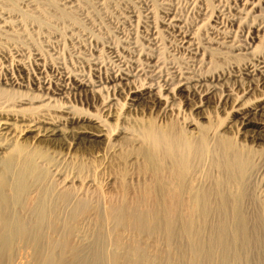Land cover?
<instances>
[{
	"label": "rangeland",
	"instance_id": "1",
	"mask_svg": "<svg viewBox=\"0 0 264 264\" xmlns=\"http://www.w3.org/2000/svg\"><path fill=\"white\" fill-rule=\"evenodd\" d=\"M63 1L64 0H62V2ZM74 1L71 0V2L63 3L64 5H71L73 3L71 7H68L66 5L64 7V5L61 4V0H0V18H6L7 24L9 25L3 28L5 31L3 30L0 32V68L4 70L7 67L6 69H9L10 71L12 70L13 72L16 67L14 65L15 60L16 58H18V60H22L27 65V68L29 67V71H31L33 69L32 67H34L33 62L36 61L34 59H38V62L40 61L42 64H44L47 71L49 72H47L49 75H54V73H56L55 71H64L67 72L68 75H74L73 77L79 78V76H81L83 78H89L88 80H102V78L107 76L108 74L114 73L116 72V70L118 71L123 68L126 69L128 66L126 70L129 69V73L134 76L130 77L133 78L131 80H133V83L135 82L134 84H141L142 82H139L143 81L141 79H144V82H148L151 79L150 82L155 84L157 82V84H161V82H163L162 80L165 78V74L168 78L171 77L174 73V75H177L176 72L178 71L183 72V74L186 75H191V73L192 75H198L200 73L206 74L210 73V71H212V73H219L220 70L226 72V70L229 71V68L231 70L235 66L239 65L241 61L243 62V60H245L244 58L242 59L241 56H233V52H230L231 50L223 49L219 51L220 48H215L218 46L216 44H213L212 42L211 45L213 47V50H210L206 54L204 53L205 56L202 54V58H200V51V54L196 53L195 51V54L194 52L190 54V52L184 49H180L177 36H173L175 33L173 34L170 31L162 30L163 25L160 22L163 16L162 13L169 9V11L174 14V16H176L178 19H181L179 21H181L180 23L183 26V30L185 28V31L188 32L195 31V37L198 35L196 37L198 42L201 40L200 42L202 43H199L201 46H204L205 42L210 36L208 35L210 26H212L214 23L212 19L214 18L216 20H220L221 22L223 21V23H226L228 22V19H226L227 17H230V20L234 18V16H238L236 8L239 6L241 0ZM236 5L238 6L236 7ZM262 5H264V2L260 3L259 7ZM163 8L166 10H163ZM255 14L258 15L253 19L257 23L261 21L260 23L263 26L264 10H260V12L257 11L255 12ZM219 17H222V20ZM153 19L155 20V22ZM254 20L252 21V23L248 21V23L241 24V26L239 27L240 29L235 28L236 31L234 30V40H237L235 38L239 36L240 38H238L241 40V42H243L242 37L244 36H242V34L246 35V32L248 30L254 31V26L256 25ZM197 25L200 26L198 27ZM242 26H244L247 31ZM263 28L264 26L262 27V29ZM6 29L8 32L6 31ZM160 30L161 32H159ZM154 31H158L159 34L155 33V36ZM232 35L234 36V34ZM250 35H254V32ZM11 37L13 40L11 39ZM152 37H155V41L154 39H152ZM247 37L246 39L244 37V42L248 39ZM150 38L153 43H150L151 41L148 42ZM252 40L254 41L253 46L256 45V47H258H255V51L259 52V54L264 52V34L262 36H259L258 39L253 38ZM111 48L114 50H112ZM115 50L118 51V53H116ZM145 51H149L147 53H150L148 55L152 57L154 56L153 59L157 57L155 58L156 61L153 60L152 63L156 64L154 67H159V71H157L158 68H155L156 71H154L153 75H150L151 72L146 71L151 68L146 65L150 60L148 61L147 59H145L148 56ZM210 52L214 53L212 54ZM115 55L118 56V58ZM34 56H37V58H35ZM38 56H41L39 57L40 59L38 58ZM143 61L146 62V64ZM123 62H127L128 65L124 64ZM118 63L121 64L119 65ZM129 65H132L131 68ZM231 65L232 67H230ZM142 66L144 69L147 68L146 70L143 69L144 72H142ZM139 67L142 71H140ZM30 68L32 69L30 70ZM135 69L139 70L137 71ZM174 69H176V71ZM131 70H134L133 73L131 72ZM213 70H216V72H214ZM145 71L149 73L147 74L145 73ZM169 72L172 73L170 74L171 76H168ZM156 75L160 76L161 78H158ZM139 76H141V79L137 78ZM155 78L157 80L159 79L160 81H157ZM0 87V89L6 88L5 86L2 87V84L0 85ZM25 90L28 93L32 89L30 88L29 90L28 88ZM3 91V89L0 90V96H2L5 92V95L3 96L8 97L10 93L7 94V91ZM107 92L108 91L101 90L99 91L101 95L95 94V96H93L94 98L90 96V94L88 95L85 93L89 98L88 101L87 97H85V94H81V92H79L80 94H74L71 91L70 93H66V96L64 95L59 99H56L54 103L57 106L69 104L73 106V110L75 108L76 112L78 111L77 113H79V111L80 113L94 112L96 116L103 117L106 114L104 109L102 110V108L104 107L103 104H107L108 101H110L109 103L115 101L111 100L112 96L115 95L113 97H117V99L119 98L120 100L118 99V102L116 99L118 104H115L116 107L115 105L112 108L110 107L109 110H114L115 108L119 110L118 106H120V111H124L126 106V99L124 100V103H122V100L124 99L123 94L119 93L122 95L119 96L118 93H116V95L115 93L112 94V92L110 91V93ZM30 93L36 94L38 92L34 93L32 90V92L30 91L28 94ZM182 94L183 93H181V95ZM258 94L259 91H256L252 93L251 97ZM105 95H107V98H104ZM62 101H65L66 104H64V102ZM101 101L103 104L101 103ZM88 102L90 104H88ZM182 102L178 103L179 105L176 104L177 107L174 106L176 107V110L173 109L174 112H168L169 116L165 115L164 117L166 119L163 117V120L159 119L157 113H153L152 110V113H146L148 110H145L137 113L138 115L136 114V116H138L137 120H139L140 125L143 126V129L152 130L156 138L165 136L168 139L171 137L172 139L180 140L184 133L190 139H195L199 135L200 130H203L204 132L207 131L206 135L208 136H205L206 138L204 137L202 143V155H200L199 158L191 160L192 162H190L191 167L189 166V171L188 169H186L184 181L186 182L187 180V182H190L185 183L188 186H184L185 184H182L183 187L181 186L178 190H176L174 185H172V182L174 181L173 173L175 171V168L173 167L172 160L165 157V151L162 149V147H158L156 149L154 145L150 147V144L148 142H144L142 144H140V142H137L138 144L135 142L134 144V141L132 140L130 142V140L126 139L127 134H120L117 132V127L120 126L119 122L114 123L115 130L112 129L111 131L113 132V135H110L113 140L111 139L110 142L107 141L108 143L106 142L99 144V142H96V144L95 141H87L85 143L83 142V140H81L82 142L79 141L78 145L76 144V146L74 145L69 149H61L55 147V149L57 148V150H53L54 147L51 146V150L49 146H44V142L41 141L38 144L39 146L31 151L29 160L35 163L37 162L38 164L41 161L44 165L39 164L40 166L38 165V168L35 167L30 172V178L35 179L37 177H40V181L37 183L39 186L38 189L42 193L45 207L48 209L55 207V203L53 204V197L56 195V192L60 191V188H64L62 187L64 179L62 180V182L60 180L64 177L65 174L69 175V177L66 175V178L64 177L66 180H69V183H66L69 189H65L67 193L64 191V194H69L64 200L65 202H62V205L60 204L58 206V211H56L55 213L57 220L53 224L55 226L52 225V229L50 228L51 230H48L47 227L50 225L51 218H47V222L44 221L42 229L40 228V230L33 235L36 238L31 237L33 240L31 239L32 241H29L30 244L29 242H26V245H24L23 247L21 243L16 242L13 247H11L9 250H6L7 252L5 250H0V253L3 254H0V264H44L46 262L44 260H54L55 257H57V255L62 252L61 246L63 245L62 243L65 237H72V240H74L73 247L74 249L77 248V250H74L76 253L74 252V256L72 255L75 259L71 256L73 259L69 258L68 262L64 264H112L111 256L114 252L116 253H114L115 255H118V253L120 252L118 256H121L122 252L124 256H128V252L129 255L134 253V257L138 256L136 260H134L135 258L133 259L131 255V258L128 256L131 260H129L127 256L126 258L121 256L123 258V261L121 260V264H128L133 260L134 264H141L142 261H145L141 259H144L146 256L150 258V263L148 264H151L152 262H154L152 264H222L221 259H219L221 257L219 248L215 249L214 247H212L214 237H216L215 235L217 231V223H219L220 221L218 213L213 209V207H215L213 205L216 204L211 203V210L209 211L208 215H202L200 212H197L195 215V213H193V211H191V208L189 207L191 206V197L193 196L192 194L194 193V189L196 187L197 188L195 190L196 193H198L201 191V188L203 191L206 190L204 189L206 185L207 188L209 187L208 183H211L210 180H212V178L213 180H219L218 182L221 181L218 178L215 179L220 175L219 170H222L219 163L220 152L218 150V147L216 146V141H218L220 137L218 136V134L213 135V133H218L219 131H221L222 127L225 126V124L228 122V120L231 119V117L229 116V114L226 116L223 115V112H217L214 109H211V106L208 108H204L203 111L201 110L195 113L197 109L194 111H190L189 105L184 104V102L182 104ZM36 103L37 102H35V105ZM120 103L123 104H121L123 107L119 105ZM175 103H177V101H175ZM106 121L108 123L114 122L110 117H107ZM191 122L195 123L196 125V127L194 128L197 129L195 134L196 136H194L192 132L189 133L186 129L185 125H189ZM208 131L211 134H209ZM224 135H229V137L231 136L230 133H225ZM235 136H231V138H224L221 140L230 142L231 147L234 150L241 152V154L245 158L244 168L246 170V173L242 179L243 185L241 187L245 186L246 188H244L246 190L244 188L241 189H244L243 193L246 195L243 197L245 198L243 200L244 207L241 205V212L243 210H246L248 212L245 211L241 214H243L244 216V213H246L244 216L246 217L245 219L247 221L245 239H247L248 242L247 246H243V248L240 245L237 246V250H235V252L237 251V253L233 252V255L239 254L240 257L237 259L238 261L234 262L233 260H229L225 264H264V204L262 205V202H260L261 199H259L260 197H258V191H261L259 190L261 189L260 187L262 186L263 189L264 186V142H262L260 146H255V148H257L254 149L253 143L250 145H248V143L246 144V142L241 143L237 139L238 136H236L237 138ZM214 137H217L219 139L215 141ZM97 140H99V138ZM238 141L240 142L239 144ZM166 143H168L167 139L165 140V144ZM242 144H246L247 148ZM54 151H57L58 154ZM216 167H218V169H216ZM54 168H57L58 170H54ZM197 168L200 169L198 170ZM214 169L216 171H213ZM50 170L54 172L51 173ZM51 174L53 175L51 176ZM57 174H62L63 177H60V175L57 176ZM56 178H59V180L57 181ZM219 178L222 177L220 176ZM91 179L92 181H94L92 182ZM206 179H208L209 181H207ZM59 182L61 183V186H59ZM87 182H89V184ZM57 183L59 185H57ZM68 184L71 185L69 186ZM201 184L202 187L200 186ZM258 184L259 186L261 184V186H257ZM184 187H187V190L189 187V190L193 193L191 194L190 191L187 192ZM77 188L80 190V192ZM180 188L183 189L181 190ZM76 191H78L79 194ZM244 191H246V193ZM253 192L258 193V196ZM246 198L249 199L247 200L249 202L246 201ZM184 202L186 203L184 204ZM245 202L246 205H244ZM81 205L84 207V209L82 210L80 209ZM247 206L249 208H247ZM87 209L88 211L86 212ZM111 209L113 211H111ZM187 209H189V211H187ZM84 210L86 213L83 214L84 216L82 217V219H80L79 212ZM195 210L197 211L199 210V208H195L194 212H196ZM211 212L214 213L212 214ZM198 213L201 215H199ZM200 221L202 222V224ZM197 222L200 224H198ZM252 223H255L253 225V228L255 229L251 230ZM72 225L76 226L77 234L73 232L72 234L67 236V231ZM190 227L192 228V230ZM39 235H41V238ZM118 235L119 237H121V245L119 244L121 247L117 245L118 242L116 243V241H114L117 239L116 237ZM43 240L45 241V243ZM37 242L39 245H37ZM121 242H124V244L122 245ZM204 242H206L207 244ZM131 245L135 246L136 249ZM207 246H209V248ZM239 247L242 249H240ZM125 248L127 250H125ZM212 249L216 250H214L213 254H211L213 251ZM39 252H42L44 254ZM143 253L145 255L147 253L148 255L145 256L143 255ZM149 254L153 255L149 256ZM206 254L209 255L207 256ZM140 256H144V258H141ZM151 257L154 259H152ZM145 262L147 263V261Z\"/></svg>",
	"mask_w": 264,
	"mask_h": 264
},
{
	"label": "bare ground",
	"instance_id": "2",
	"mask_svg": "<svg viewBox=\"0 0 264 264\" xmlns=\"http://www.w3.org/2000/svg\"><path fill=\"white\" fill-rule=\"evenodd\" d=\"M61 2H62V0H61ZM65 2H71V0H64L61 4L65 3ZM263 2H264V0H241L240 4L238 3L239 6L236 5V7L238 6L236 8L238 16H236V17L234 16V18H232L233 17L232 16L231 17L232 19H230V20H229L230 17L228 18L226 16L227 17L226 19H228V22H226V23L225 22L223 23V21L221 22L220 20H216L213 18L212 21L214 23L212 26L209 25L210 31L208 32V35H210V36L209 37L207 36L208 40L206 41L208 45L205 42L206 45L204 44V46L200 45V43H202V42H200L201 40L199 41L200 43L198 42V40L196 38L198 35L195 37V35H194L195 31L188 32V31H185V28L183 30V26L180 23L181 21H179L181 19H178L176 16H174V14H172V12L169 11V9L166 10L163 8V10H166V11L164 13H162L163 14L162 19L160 17V19H161L160 22L163 25L162 30L170 31L173 34L175 33L173 36H177V38L179 40L178 41L179 43L178 42L177 43L179 44L180 49H184V50L190 52V54L194 51L196 53L200 54L199 53V51H200L201 52L200 58H202V54L204 55V53L206 54L210 50H213V47L211 45L213 43V44H216L218 46L215 48H217V49L220 48L219 51L223 50V49L224 50L228 49V50H231L230 52H233L232 53L233 56H237V57L241 56L242 59L243 58L245 59V60H243V62L241 61V63L239 65L235 66L231 70H230V68H229V71L226 70V72L220 70V72L217 73L216 70L215 71L213 70L216 73H212V71H210V73H206V74H201V73L198 74L197 73L198 75H196V74L192 75V73H191V75H188V74L186 75V74H183V72L178 71V72H176L177 75H174L175 74L174 73L171 76L170 74H172L174 70L176 71V69H174L172 71V73L169 72V74H168V76L170 75L171 77L167 78L166 77L167 75L166 74L164 75L165 78L163 80L161 79L163 81V82H161V84H159V83L157 84V82H156V84L152 83V82H150L151 79L148 82H144V79L140 78L141 76H139L137 78H140L141 80H143V81L138 80L140 83L141 82L142 83L141 84H134L135 82L133 83V80H131L133 78H130L133 75L129 73V69L126 70L128 68L127 62L126 63L123 62L124 64H127L126 69H124L122 67L123 69H120L118 71L116 70V72H114V73H110L108 75L106 74L107 76L103 77L102 80H100V79L88 80L89 78L87 79V78H83L81 76H79V78L73 77L74 75L73 76L68 75L67 72L55 71V70L54 71L56 73H54V75H52V74L49 75L48 74L49 72L47 71L44 64H42L40 61L38 62V59H34L36 61L33 62L34 67H32L33 69L30 68V70L32 69L31 71H29V69H28L29 67L27 68V65L22 60H18V58H16V60H15L14 65L16 67H15V70L13 72H12V70L10 71L9 69H6L7 67L6 68L4 67L5 68L4 70L0 68V85L2 84V87L5 86L6 88L5 89L2 88V89L4 91H7L6 92L7 94L10 93L9 95H12V96L8 95V97L3 96V95H5L4 94L5 92L3 91L4 92V93L2 92L3 95L0 96V250L1 251L9 250L11 247H13V245L16 242L21 243L24 247V245H26V242H29L32 239L31 237H35L33 235L36 234L37 231L40 230V228L42 229V225L44 224V221L47 222V220H46L47 218H51L50 225L47 224V225H49L47 227V229L49 230L52 227V225L54 224V222H56V220H57L55 213H56V211H58L57 210L58 206L62 202H65L64 200L66 199L67 195L69 194V193L64 194L66 192L65 189H69L67 184H66L69 180L65 179L66 176L69 177V175L65 174L66 176L64 175V177H65L64 178L62 174H59L60 177H63L62 179L60 178L61 179L60 181L62 182V180L64 179V182L62 184V187H64V188L61 189L59 187L60 191L56 192V195L53 197L54 198L53 204L55 203V207L51 208V209H48L45 207L42 193L38 189L39 186H38L37 182L40 181V177H37L35 179L30 178V174H31L30 172L35 167L38 168L39 164L40 165L42 164L41 161H40L41 163L39 162V164H38L37 162L35 163V162H32L31 160H29V156L31 155L30 154L31 151L34 150L35 148H37V146H39L38 145L39 142H41V141L44 142V144H43L44 146H47V147L49 146L50 149H51V146H53L54 147L53 150H57V148L69 149L74 145L76 146V144L78 145L79 141L82 142L81 140H83V142H85V143L87 141H91V142L95 141V143L99 142V144L100 143L102 144V143H106L107 141L108 142L111 141L112 138L110 135H113L112 134L113 132L111 130L112 129L115 130L114 123L119 122L120 126L117 127V132L120 134H123V133L127 134L126 139L130 140V142H131V140L134 141V144H135V142L136 143L140 142V144H142L144 142H146V143L148 142L150 144V147H152L154 145V147L156 149L158 147L159 148L162 147V149L165 151V154H164L165 157L170 158L173 162L172 164H173V167L175 168V171L173 173V179H174L173 182L174 183L172 182V185H174L175 189L178 190L179 187L182 186V184H185L187 182V180H186V182L184 181V177L186 174V169H188V171H189V168L191 167L190 166V162H192L191 160H193L195 158H199V156L202 155V152H203V144L202 143H203L204 137L208 136V135H206L207 131L204 132L203 130H200L199 135L195 139H190L184 133H183V136L181 137L180 140L179 139L178 140L172 139L171 137L168 139L165 136H162L161 138H156L154 136V133L152 130L143 129V126H141L139 120H137L138 116H136V114L139 112L145 111V110H148L146 113H152V111H153V113H155V114L157 113L159 119L163 120V117L165 115L167 116L170 112L173 111V109L176 110L175 109L177 107L176 104L181 103L183 101L184 104L189 105L190 111L191 110L194 111L197 109L195 113H197L201 110L203 111L204 108H206V107L208 108L211 106V109H214L217 112H223L224 113L223 115H226V116L229 114V116L231 117V119L228 120V122L225 124V126L222 127L221 131H219V132L217 131L218 133H216V132L213 133V135L218 134V136L220 137V139L217 137L216 138L214 137V139H215V141L219 139L218 141H216V144H217L216 146L218 147V150L220 152L219 163H220V166L222 168L221 171L219 170L220 175L219 176L215 175L218 177L215 178V176H214V178L215 179L218 178L221 181L218 182L219 180L218 181L213 180V178H212L213 181L210 180L211 183H208L209 187L207 188V185H206V187L203 186V187H205L204 189H206V190L203 191L201 188L202 192L200 191L198 193H196V190H195L197 187L194 189V193L189 190V187H188V190L186 189L187 187L186 188L184 187V188L187 192L190 191L191 194L193 193L192 194L193 196L191 197L192 198L191 202H190V198H189V202L191 203V206L189 208H191V211H193V213H195V215L197 212H200L202 215H208L209 211L211 210V203L216 204V205H213L215 207H213V206L212 207L218 213V216L220 217V221H219V223H217V228H216L217 231H216V235H215L216 237H214L212 247H214L215 249L219 248V250H220L219 252L221 253L220 254L221 257L219 259H221L222 264L227 263L229 260H233L234 262L238 261L237 259L240 257L239 254L233 255V252H235V250H237V248H236L237 246L240 245L243 248V246H247V242H248V240L245 239L246 230H247L246 229L247 228L246 227L247 221L245 219L246 217H244V216L246 213H244V216H243V214H241L242 212L246 211V210L245 211L243 210L241 212V210H242L241 205L243 206V200L245 199L243 197L246 195L243 193V190L246 187L245 186H244L245 188L241 187L243 185L242 179L246 173V170L244 168L245 167V158L241 154V152L234 150L231 147L230 142H225L221 139L231 138V136L236 135V136H238V138L236 136L235 137L241 143L246 142V144L248 143V145L253 143L254 149L257 148V147L255 148V146H260L261 143L264 142V52H262L260 54H259V52H256L255 49L258 47H256V45L253 46L254 41L252 40L253 38L258 39L259 36H262L264 34V28L262 29L264 24L262 26L260 23L261 22L260 20H259L260 22L257 23L253 19V18L257 17V15H258V14H255V12H257V11L260 12V10L261 11L264 10V5L259 7V4L263 3ZM26 3H28V2H26ZM72 4L71 5L65 4V5L68 7H71ZM171 4H173V3H171ZM65 5H64V7H65ZM59 6H60V4H59ZM170 10H172V9H170ZM149 11H151V10H149ZM234 11H235V9H234ZM130 13H132V12H130ZM7 19H9V18H7ZM252 19L256 23V25L254 26V31H251V30L247 31V29L244 27L245 26L244 25L242 27H244V29H246V31H247V32L245 31L246 35L241 33L242 36L245 37V39L248 36L247 38L249 39V41L247 39L244 42V37H242L243 39L242 38L241 39L243 40V42H241V40L239 39L240 38L239 36H238L239 38L238 37L235 38L237 40H234V37H235L234 30L236 31V29L239 28L241 26V24L248 23V21H250L252 23V21H253ZM0 20L2 23V24L0 23V29L2 28L0 30V32H1L4 30L3 28H5V26H9V25L7 24L6 18L2 17V18H0ZM217 21H220V22H217ZM154 22H155V20H154ZM182 22H183V20H182ZM204 22H206V21H204ZM194 23H195V21H194ZM200 23H201V21H200ZM207 23H208V21H207ZM200 25H202V24H200ZM251 25H249V26H251ZM10 26H11V24H10ZM184 27H186V26H184ZM160 28H162V27H160ZM193 28H195V27H193ZM6 31H7V29H6ZM237 31H239V30H237ZM152 32H153V29H152ZM159 32H161V30ZM159 32L154 31V35H155V33L159 34ZM253 32H254V35H250ZM232 34H234V36ZM135 37H137V36H135ZM154 38L152 37V39H154ZM159 38H160V36H159ZM171 38H172V36H171ZM11 39H12V37H11ZM136 39H139V38H136ZM204 40H206V39H204ZM154 41H155V39H154ZM251 41H252V43H251ZM148 42L153 43L151 38ZM209 44L211 45V47ZM147 46H149V45H147ZM50 47H51V45H50ZM111 47H113V46H111ZM112 50H114V49H112ZM259 50H260V48H259ZM147 52H149V51H147ZM147 52H146L147 55L150 54ZM195 52H194V54H195ZM116 53H118V51H116ZM210 53H212V52H210ZM228 53H229V51H228ZM35 54H38V53H35ZM143 54H144V52H143ZM151 55H153V54H151ZM41 56H38V58ZM34 57L37 58V56H34ZM116 57L118 58V56H116ZM144 57H146V56H144ZM153 57L148 55L145 58L148 61L150 60L147 64H146V62H144L145 60L143 61L151 69L146 70L147 68L144 69L142 66V70L144 69V70L152 73V74L150 73V75H153L154 71H156L157 68H158L157 71H159V67H154L156 64L152 63L153 60L156 61L155 58H157V57H155L154 59H153ZM119 58H120V56H119ZM132 58H133V56H132ZM137 61H138V59H137ZM174 61H176V60H174ZM232 61H233V59H232ZM91 62H92V60H91ZM156 63H158V62H156ZM63 64H64V62H63ZM135 65H137V64H135ZM146 65H144V66H146ZM178 65H179V63H178ZM114 66H115V64H114ZM129 66L131 68L132 65H129ZM169 66H170V64H169ZM174 66H175V64H174ZM230 67H232V65ZM139 69H140V67H139ZM57 70H59V69H57ZM135 70H137V69H135ZM142 70L140 69V71H142ZM144 70L142 72H144ZM133 71L131 70L132 73H133ZM146 71H145V73L148 74L149 72H146ZM145 73H143V74H145ZM156 76L158 78L160 77L158 75H156ZM98 78H99V76H98ZM134 81H136V80H134ZM157 81H160V80L158 79ZM139 82H137V83H139ZM28 88H29V90L31 88L34 93H36V92H38V93L28 94L30 91L32 92V90H30L27 93L25 89H28ZM2 89H0V90H2ZM34 90H37V91H34ZM101 90L108 91V92L110 91V92H112V94L113 93H115V94L116 93H118V94L122 93L124 96V99L123 100L121 99L123 101L122 103H124V100L126 99L125 110L121 112L120 106H118V105L117 106L119 107V110L116 108H115L116 110L114 108H113L114 110H109L110 107L111 108L114 107V105L118 104V102H119L118 101L119 98L117 99V97H115V98L113 97L115 95H113L111 98L112 101L115 100L112 103H109L110 101H108L107 104H103L101 101V103L105 107V108L103 107L102 110L104 109V111L106 112V114L103 117L96 116V114H94V112L93 113L92 112L80 113V111H79V113H77L78 111L76 112L75 108H74V110H75L74 111L72 109L73 106L68 104L69 106H71V107H69L65 101H62V102H64V104H66L63 106H57L54 103L56 99H59L61 96H64L66 93H70L71 91L74 94H78L79 92H81V94L86 93L88 95L90 94V96L93 97V96H95V94H100L99 91H101ZM8 91H10V92H8ZM256 91H259V94L251 97L252 93H254ZM181 93H183V94L181 95ZM104 94H106V93H104ZM107 95H105L104 98H107L106 97ZM247 95H248V97H247ZM119 96H122V95L119 94ZM83 97H84V95H83ZM85 97H87V99L89 101L88 96L86 95ZM183 98H185V99H183ZM116 99L118 102L116 101ZM175 99H177V100H175ZM57 101H56V104H57ZM175 101H177V103H175ZM35 102H37L36 105H35ZM59 102H58V105H59ZM183 102H182V104H183ZM122 103H120L119 105H121ZM88 104H90V103L88 102ZM174 106H176V107H174ZM115 107H116V105H115ZM84 112H86V111H84ZM178 113H179V111H178ZM171 114H173V113H171ZM107 117H110L114 122L108 123L106 121ZM134 126H135V128H134ZM185 126H186V129L188 130L189 133L192 132L194 134V136H196L195 134H196L197 129H194L196 127L195 123L191 122L189 125H185ZM217 129H219V128H217ZM213 132H214V130H213ZM208 133H209V131H208ZM225 133H230L231 136L229 137V135H224ZM209 134H211V133H209ZM98 138H99V140H97ZM166 139L168 140V143L165 144ZM84 140H86V141H84ZM239 141H238V144L240 143ZM79 144H81V143H79ZM132 144H133V142H132ZM246 144L245 145L242 144V145L247 148ZM55 147H57V148L55 149ZM250 147H252V146H250ZM249 148H248V150H249ZM54 152H57V151H54ZM57 154H58V152H57ZM42 165H44V164H42ZM56 169L54 168V170H56ZM197 169L199 170L200 168H197ZM216 169H218V167H216ZM210 171H212V170H210ZM213 171H216V170L214 169ZM53 172L54 171H51V173H53ZM219 173H216V174H219ZM189 174H190V172H189ZM214 174H215V172H214ZM52 175L53 174H51V176ZM59 175L57 174V176H59ZM220 176L222 178H219ZM72 179H74V178H72ZM185 179H187V178H185ZM58 180H59V178L57 179V181ZM206 180L209 181L208 179H206ZM91 181H92V179H91ZM205 181H203V182H205ZM89 182H87V183L89 184ZM187 183H190V182H187ZM71 184H68V185L70 186ZM57 185H59V184L57 183ZM193 185H195V184H193ZM247 185H249V184H247ZM59 186H61V183ZM184 186H188V185L185 184ZM200 186L202 187V184ZM257 186H259V184ZM260 186H261V184H260ZM78 188H79V186H78ZM241 188H244V189L242 190ZM260 188L261 189L256 188V189L261 190V191L257 190L259 192V196H258V193H256L257 191L253 192V193H256L257 196L260 197L259 198V199H261L260 202H262V205H263L264 204V186H263V189H262V186ZM88 190H89V188H88ZM197 190H199V189H197ZM78 191L80 192L79 189H78ZM78 191H76V192L79 194ZM244 192L246 193V191H244ZM247 200H249V199L246 198V201ZM247 202H249V201H247ZM185 203L186 202H184V204ZM244 205H246V202ZM194 207L196 209L199 208V210H197V211L195 210L196 212H194V209H195ZM247 208H249V207L247 206ZM80 209L82 210V209H84V207L81 205ZM88 209L86 210V212L88 211ZM111 211H113V210L111 209ZM187 211H189V209H187ZM249 211H251V210H249ZM86 212H85V210L79 212V215H80L79 218L82 219V217L84 216L83 214H85ZM246 212H248V211H246ZM252 213H253V211H252ZM116 214H117V212H116ZM201 214H199V215H201ZM201 218H200V220H201ZM203 218H204V216H203ZM228 219H229V221H228ZM198 224H200V223H198ZM201 224H202V222H201ZM254 224L252 223V227L249 225L251 227V230L255 229V228H253ZM47 225H45V226H47ZM53 226H55V225H53ZM183 226H184V224H183ZM191 226H192V224H191ZM215 227H216V225H215ZM53 229H54V227H53ZM45 230H46V228H45ZM76 230H77L76 226L72 225L67 231L68 232L67 236H69L73 232L76 233ZM188 230H190V229H188ZM191 230H192V228H191ZM208 234H209V232H208ZM39 236L41 238V235H39ZM208 237H211V236H208ZM53 238H54V236H53ZM116 238L117 239L114 241H116V243L118 242L117 245L120 246L121 245L120 244V238L121 237H119V235H118ZM73 241L74 240H72V237L71 238L65 237V239L63 240V243H62L63 245L61 246L62 252H60L57 255V257L53 256V257H55L54 260H49V261H48V259L44 260V261H46L44 264H64V263L68 262L69 258H72L74 256V254L76 253L74 250H77V248L74 249V247H73L74 246ZM30 242H29V244H30ZM38 242H37V245H39ZM206 242H204V243H206ZM44 243H45V241H44ZM123 244H124V242L122 243V245ZM27 245H28V243H27ZM59 245H61V244H59ZM131 246H133V245H131ZM133 247L135 248V246H133ZM203 247H204V245H203ZM207 247L209 248V246H207ZM126 248H125V250H127ZM134 248H133V250H134ZM197 248H199V247H197ZM242 248H240V249H242ZM215 249H212L213 251L211 250L212 251L211 254L214 253ZM240 249H238V250H240ZM133 250H132V253H133ZM123 251H124V249H123ZM198 251H199V249H198ZM204 252H205V250H204ZM39 253H42V252H39ZM57 253H58V251H57ZM114 253H113L114 256L113 255L111 256L112 257L111 258L112 264H121V262L123 261V258L121 256H123L125 258L127 256V255L124 256L123 252H122L123 255L121 254V256H118L120 252L118 253V255H115L116 253L115 254ZM235 253H237V251ZM0 254L3 255L2 253H0ZM42 254H44V253H42ZM133 254H130V255H131V257H133V259L135 258L134 260H136L138 258V256L134 257ZM185 254H186V252H185ZM130 255L128 252L129 257H130ZM143 255H145V254L143 253ZM146 255H148V254L146 253ZM150 255L152 256L153 254H149V256ZM206 255L208 256L209 254H206ZM46 256H48V255H46ZM140 257L144 258V256H140ZM130 258H129V260H131ZM192 258H193V256H192ZM2 259H3V256H2ZM152 259H154V258H152ZM38 260H40V259H38ZM129 260H128V262H129ZM141 260L147 261V263L144 261L145 264L150 263V261H149L150 258L147 256ZM133 261H131L128 264H134ZM144 262L142 261L141 264H144ZM152 263H154V262H152Z\"/></svg>",
	"mask_w": 264,
	"mask_h": 264
}]
</instances>
